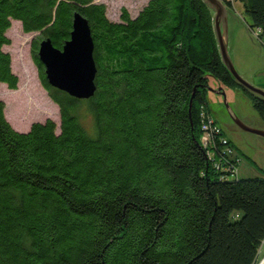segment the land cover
Masks as SVG:
<instances>
[{"label":"trees","instance_id":"trees-1","mask_svg":"<svg viewBox=\"0 0 264 264\" xmlns=\"http://www.w3.org/2000/svg\"><path fill=\"white\" fill-rule=\"evenodd\" d=\"M238 1L261 39L264 0ZM75 13L88 21L96 68L82 99L52 87L37 58L45 38L63 47ZM119 19L94 0H0V82L17 87L1 48L16 20L37 35L32 59L60 117L22 132L0 99V264H257L264 176H236L235 145L207 95L211 84L240 91L263 126L264 98L221 62L202 0H148Z\"/></svg>","mask_w":264,"mask_h":264},{"label":"rangeland","instance_id":"rangeland-1","mask_svg":"<svg viewBox=\"0 0 264 264\" xmlns=\"http://www.w3.org/2000/svg\"><path fill=\"white\" fill-rule=\"evenodd\" d=\"M103 3L108 20H120L119 15L125 8L130 16H134L148 0H94ZM233 10L227 19V50L235 70L241 77L258 89L264 90V35L257 37L255 28L249 26V18L243 13V4L238 0H231ZM10 27L5 32L9 37L8 45H3V51L10 55L11 70L17 76V87L8 89L1 83L0 99L4 103V116L15 129L24 132L35 121L44 122L47 118L59 125V110L52 102L47 91L39 79L38 70L32 59V40L37 36L35 32L26 33L22 25L11 20ZM208 90L209 110L218 122L222 133L231 145H235L232 155L238 157V164L233 168L238 178H252L264 176V138L240 130L230 120L224 110L222 98L214 90L216 85L211 84ZM231 110L246 124L261 127V121L251 108L250 102L243 94L236 91H226ZM81 122L89 133L93 131L92 118L82 110ZM258 252V261L264 256V240ZM257 261V262H258Z\"/></svg>","mask_w":264,"mask_h":264},{"label":"water","instance_id":"water-1","mask_svg":"<svg viewBox=\"0 0 264 264\" xmlns=\"http://www.w3.org/2000/svg\"><path fill=\"white\" fill-rule=\"evenodd\" d=\"M211 10L213 15V27L217 48L221 62L233 78L244 88L264 98V90L247 83L234 68L227 50V19L231 11L222 0H202ZM70 37L63 43V47H54L49 38H45L38 44L37 58L43 65L47 82L59 90L68 93L78 99L89 98L94 94L96 73L95 63L92 56L94 44L89 30L88 21L79 13H75L72 19ZM209 90H212L209 88ZM220 94L224 110L237 128L247 133H253L264 138V126L255 127L246 124L231 110L225 89L221 86L214 90ZM193 94L190 96L188 111L191 108ZM190 114V111H189ZM264 264V256L257 262Z\"/></svg>","mask_w":264,"mask_h":264},{"label":"built area","instance_id":"built-area-1","mask_svg":"<svg viewBox=\"0 0 264 264\" xmlns=\"http://www.w3.org/2000/svg\"><path fill=\"white\" fill-rule=\"evenodd\" d=\"M201 141H202V145L208 143V136L207 135H204L202 137V140Z\"/></svg>","mask_w":264,"mask_h":264},{"label":"bare ground","instance_id":"bare-ground-1","mask_svg":"<svg viewBox=\"0 0 264 264\" xmlns=\"http://www.w3.org/2000/svg\"><path fill=\"white\" fill-rule=\"evenodd\" d=\"M0 87L3 88L2 84H0Z\"/></svg>","mask_w":264,"mask_h":264}]
</instances>
